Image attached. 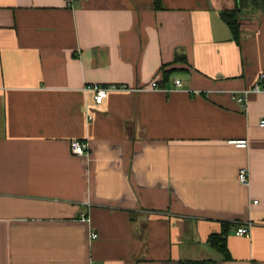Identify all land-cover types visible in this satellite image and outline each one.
Listing matches in <instances>:
<instances>
[{"label": "crops", "instance_id": "crops-1", "mask_svg": "<svg viewBox=\"0 0 264 264\" xmlns=\"http://www.w3.org/2000/svg\"><path fill=\"white\" fill-rule=\"evenodd\" d=\"M261 1L0 0V264H264Z\"/></svg>", "mask_w": 264, "mask_h": 264}, {"label": "built area", "instance_id": "built-area-1", "mask_svg": "<svg viewBox=\"0 0 264 264\" xmlns=\"http://www.w3.org/2000/svg\"><path fill=\"white\" fill-rule=\"evenodd\" d=\"M75 0H64L66 6H72ZM174 84L176 86L182 85V80L178 77L174 79ZM151 87H159L157 81H153L151 83ZM84 90L93 94V99L95 103H102L108 95L109 87L101 85L99 83H88L84 86ZM250 92H264V73H261L259 79L254 83V85L250 88H246L243 90L241 95H234V98L237 101L244 103L246 102L247 96ZM92 118V115L89 116ZM261 124H264V118L260 120ZM234 142L240 147H247L248 146V139H238L234 140ZM71 151L77 155H85L88 154V142L80 140L78 138H73L70 143ZM238 179L241 183L248 185L250 183V175L248 170L243 167L238 172ZM82 219L88 221L89 217L87 214H82ZM252 223H246L243 225H239L235 233L237 235H246L249 236L251 234ZM91 237L96 238L98 237V233L96 231L91 232ZM95 264V263H92Z\"/></svg>", "mask_w": 264, "mask_h": 264}, {"label": "trees", "instance_id": "trees-1", "mask_svg": "<svg viewBox=\"0 0 264 264\" xmlns=\"http://www.w3.org/2000/svg\"><path fill=\"white\" fill-rule=\"evenodd\" d=\"M156 5L160 6V0H155ZM261 3L264 5V0L261 1ZM220 15L222 19L229 25L233 38L237 41L240 42V37H241V22L239 20V8L234 7V8H225L220 12ZM226 229H224L220 233H214L212 236V241L213 244L218 247L225 255L226 258L230 256L226 244H225V239L223 237V234H225ZM209 259L206 260H199V261H194L193 264H209Z\"/></svg>", "mask_w": 264, "mask_h": 264}, {"label": "rangeland", "instance_id": "rangeland-1", "mask_svg": "<svg viewBox=\"0 0 264 264\" xmlns=\"http://www.w3.org/2000/svg\"><path fill=\"white\" fill-rule=\"evenodd\" d=\"M244 0H238V5L241 4V2H243ZM251 1V0H250Z\"/></svg>", "mask_w": 264, "mask_h": 264}]
</instances>
